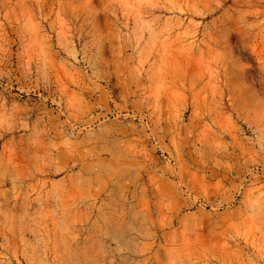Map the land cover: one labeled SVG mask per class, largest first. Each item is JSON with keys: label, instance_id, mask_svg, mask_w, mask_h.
I'll use <instances>...</instances> for the list:
<instances>
[{"label": "rangeland", "instance_id": "obj_1", "mask_svg": "<svg viewBox=\"0 0 264 264\" xmlns=\"http://www.w3.org/2000/svg\"><path fill=\"white\" fill-rule=\"evenodd\" d=\"M0 264H264V0H0Z\"/></svg>", "mask_w": 264, "mask_h": 264}]
</instances>
